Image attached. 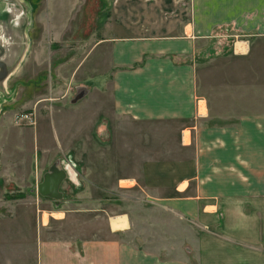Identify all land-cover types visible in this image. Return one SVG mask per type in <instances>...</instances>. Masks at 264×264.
<instances>
[{"label":"crops","instance_id":"obj_1","mask_svg":"<svg viewBox=\"0 0 264 264\" xmlns=\"http://www.w3.org/2000/svg\"><path fill=\"white\" fill-rule=\"evenodd\" d=\"M81 1L45 0L36 20L46 42L35 45L28 2L12 40L16 61L31 52L50 66ZM100 1L105 11L89 40L69 46L82 54L67 76L47 82L51 97L31 112L28 147L8 140L16 161L0 160V178L13 180L9 166L20 167L28 148L29 170L41 169L37 184L57 163L77 168L72 177L88 195L73 206L35 199L30 188L31 198L0 219V264H264V30L251 29L262 0H242L252 18L230 44L198 22L196 0ZM3 51L0 68L13 64ZM131 188L151 199L96 200L98 191ZM68 205L86 208L73 211L93 221L88 236H51L50 217L37 213Z\"/></svg>","mask_w":264,"mask_h":264},{"label":"rangeland","instance_id":"obj_2","mask_svg":"<svg viewBox=\"0 0 264 264\" xmlns=\"http://www.w3.org/2000/svg\"><path fill=\"white\" fill-rule=\"evenodd\" d=\"M196 18L199 23H206L210 28H212V34L219 35L220 39H223L224 44H230L235 36L240 35L248 31L249 19L252 16L246 10L248 8L247 4H243L242 0H196ZM7 2V1H6ZM28 2H33L32 13L34 16V29L32 31V38L30 45L46 42V37L41 35L45 31L42 27V22L39 19L41 14L46 12L45 0H9L11 6L14 5L17 9L15 15L12 16V20L8 21L11 14L0 15V49L4 48V55L9 56L13 59V64L9 67H1L0 70V160L6 159L7 162H12L17 158L16 155L10 153L11 148H7L6 144L8 140L22 141L26 147L31 140L28 128L32 127L34 124V113L33 109L41 107V101L48 96L49 91L48 83L53 79V82L58 78L59 71L63 76H67L73 65H71L73 57L79 58L81 54L75 52L71 47L80 42L89 40L92 32L97 27L98 22L102 18V13L105 11L104 5L100 0H82L81 4L74 11L71 16L70 25L67 30L60 36L59 42L53 45H59L61 50L53 53V58L51 65H47V62L40 63L31 60V52H28L22 61H16L19 56V49H12V40L16 38L19 39L18 26H20V18L24 14L30 12L31 5ZM203 13L201 14V12ZM15 17V19H14ZM10 18V19H11ZM18 25V26H17ZM264 0H262L261 8L257 11V18L255 19V27L252 30H264ZM255 28V29H254ZM31 33V32H30ZM7 34V36L5 35ZM5 35V42L2 38ZM9 39V40H8ZM8 40V42H7ZM20 43V41L18 42ZM6 44V45H5ZM17 44V43H16ZM67 45L68 48L62 49V46ZM40 52H38V56ZM28 59V60H27ZM40 60V59H39ZM32 61V62H31ZM70 63V67L67 69L58 68V64H64L65 62ZM35 63V64H33ZM44 64V66H43ZM2 66V65H1ZM73 75L70 76L72 78ZM48 82V83H47ZM57 83H53V95L52 97L57 99ZM71 95V93L69 94ZM48 97H51L50 95ZM13 151V150H12ZM18 158L22 160L20 167L17 165H10V171L8 174L14 175L15 179L10 181H3L0 178V219H9L12 217L13 209L15 203H22L26 198H31L30 188L33 189L32 195L37 198L39 195L36 190L37 180L40 176L41 169L34 168L29 170V158H28V148L18 154ZM13 159V160H12ZM7 171L6 166H1V173ZM78 171L77 168H68L67 177L64 181L63 190L65 194H62L60 201L63 199L72 203L73 206H78V199L88 195L86 191L85 182L80 177L73 179V173ZM82 171V169H81ZM79 172V171H78ZM1 177V176H0ZM128 183V182H126ZM33 184V185H31ZM83 184V185H80ZM31 185V186H30ZM151 191V190H150ZM150 191H147L150 193ZM127 194L125 200H128L131 204L138 202V198H149L143 194L137 193L135 188L125 191L121 189H116L113 191H108L106 193L98 191L97 202L107 203V204H118L121 203V194ZM154 197V196H151ZM55 199L43 198V202L53 203ZM82 200V199H80ZM83 201V200H82ZM76 205H75V204ZM40 208L37 213H40L41 209L43 215L49 218V228L51 236H70V235H81L88 236L89 232L92 230L93 221L89 222L88 218L80 217L79 213H75L73 210L84 209L85 207H37ZM100 208V207H97ZM103 208V207H101ZM86 209V208H85ZM63 213V214H62ZM87 213V212H85ZM64 214H69L66 218ZM98 214L96 217V224L99 226L102 219L105 216V212ZM65 217V222L58 224L57 219H63L60 217ZM99 230V228H98ZM135 233V230L133 231ZM131 240L138 241L137 236L131 235ZM141 242V241H140Z\"/></svg>","mask_w":264,"mask_h":264},{"label":"water","instance_id":"obj_3","mask_svg":"<svg viewBox=\"0 0 264 264\" xmlns=\"http://www.w3.org/2000/svg\"><path fill=\"white\" fill-rule=\"evenodd\" d=\"M66 177L65 169L60 168L57 163L52 164L43 174L41 182L37 184V193L43 197L60 200L62 193L59 188Z\"/></svg>","mask_w":264,"mask_h":264},{"label":"bare ground","instance_id":"obj_4","mask_svg":"<svg viewBox=\"0 0 264 264\" xmlns=\"http://www.w3.org/2000/svg\"><path fill=\"white\" fill-rule=\"evenodd\" d=\"M7 1V2H6ZM6 3V4H5ZM13 9H17L14 5H12L11 4V6H10V4H9V0H0V14L1 13H4V14H11V16L10 17H12L13 16V14L15 13V11L13 10ZM11 20V19H10ZM9 19H8V21H10ZM1 27V26H0ZM6 36H7V34H5ZM5 35H4V38H2L3 39V41L5 42ZM9 40V39H8ZM8 40H7V42H8ZM6 45V44H5ZM2 58H3V61H8V60H10L9 58V56H7V55H5V56H2Z\"/></svg>","mask_w":264,"mask_h":264}]
</instances>
